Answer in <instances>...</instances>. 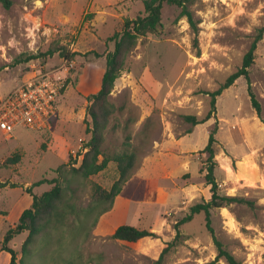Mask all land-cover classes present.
<instances>
[{
	"label": "rangeland",
	"instance_id": "obj_1",
	"mask_svg": "<svg viewBox=\"0 0 264 264\" xmlns=\"http://www.w3.org/2000/svg\"><path fill=\"white\" fill-rule=\"evenodd\" d=\"M144 8V0H13L10 8L0 2V95L39 69H57L66 77L51 126L18 127L12 137L0 131V179L18 184L0 189V252L19 211L32 205L26 188L58 176L53 170L66 163L80 165L82 141L91 137L84 122H91V94L81 96L83 70L92 62L106 68L107 55L115 50L113 36ZM190 9L194 27L180 15L181 8L165 4L161 32L139 36L121 59L109 97L117 111L105 131L104 147L122 151L130 135L139 147L140 165L113 207L89 228L81 244L88 264L155 262L163 242L176 237L177 223L193 205L212 196L206 179L211 161L203 149L213 130L219 192L237 198L212 210L215 234L243 264H264V122L251 107L248 79L239 77L236 86L217 96L208 121L194 125L186 118L204 117L211 109L208 91L217 90L242 66L264 25V0H196ZM50 49L56 51L48 53ZM32 55L37 57L27 61ZM249 75L264 113V35ZM15 156L17 162L9 160ZM118 177L111 161L79 188L72 202L77 209L86 208L94 183L109 189ZM48 187L44 183L35 191ZM122 224L157 235L138 242L112 238ZM179 228L180 243L166 255L165 264H228L224 258L215 261L217 246L205 213ZM27 235L17 234L8 243L18 258ZM9 255L4 250L0 264H10Z\"/></svg>",
	"mask_w": 264,
	"mask_h": 264
},
{
	"label": "trees",
	"instance_id": "obj_2",
	"mask_svg": "<svg viewBox=\"0 0 264 264\" xmlns=\"http://www.w3.org/2000/svg\"><path fill=\"white\" fill-rule=\"evenodd\" d=\"M196 0H144V12L136 17L129 18L125 22L123 32H117L113 36L116 39L115 50L107 55V65L102 76L101 87L98 92L88 96L91 101L88 107V115L91 122L85 119L86 133H91L87 141H82L85 149L79 166L66 163L53 171L58 176L53 178L43 177L34 182L26 191L33 196L31 207L26 208L15 226L10 227L4 237L3 250L10 252V264H88L83 259L81 244L88 235L90 227H94L99 217L109 211L120 195L124 185L130 180L140 165L139 147L132 144V138L127 135L126 148L122 151L111 152L104 147L105 131L108 128L116 106L110 101V94L115 80L120 76L121 59L127 51H130L137 43L141 35L149 33L158 34L163 27V7L165 4L181 8L180 15L186 16L194 27L196 26L193 13L190 9ZM6 8L13 5V0H0ZM264 35V25L257 30L252 45L244 56L242 66L232 73L224 83L215 91H208L211 95V109L202 118L196 115H187L186 118L197 125L208 121L216 111V99L225 88L236 86L241 76L248 79V94L251 107L264 122L263 106L257 97L250 82L249 68L255 59V51L258 42ZM58 50V49H57ZM56 50L50 49L48 53ZM46 54V53H45ZM74 53L72 54V56ZM32 55L26 60L35 59ZM215 131L210 134L209 141L203 152L209 154L211 164L207 167L206 179L211 184L212 196L206 202H201L191 207V212L177 223V235L173 240L164 241L160 254L153 264H165L166 255L180 243L181 231L179 226L190 221L195 214L205 213L206 227L213 235L217 246L216 260L224 258L228 264H243L232 254L224 243L216 236L212 225V210L227 206L236 197L222 195L219 192V184L215 177L216 162L213 161L216 149ZM81 154V153H79ZM72 155H70V158ZM9 160L17 162L19 156ZM111 161L116 162L119 172L118 179L107 189L99 183H94L92 201L84 209H77L72 202L79 188L86 184L87 180L105 170ZM49 184V188L42 193H35L33 188L42 184ZM17 187V183H11L0 179V189L4 187ZM74 216V219H71ZM27 232L26 239L22 242V256L18 258L17 251L8 243L17 235ZM154 231L141 229L130 224L118 226L112 234V238L138 242L150 236H156Z\"/></svg>",
	"mask_w": 264,
	"mask_h": 264
},
{
	"label": "built area",
	"instance_id": "obj_3",
	"mask_svg": "<svg viewBox=\"0 0 264 264\" xmlns=\"http://www.w3.org/2000/svg\"><path fill=\"white\" fill-rule=\"evenodd\" d=\"M66 77L57 69H39L13 90L0 95V131L9 137L18 127L48 128L57 115Z\"/></svg>",
	"mask_w": 264,
	"mask_h": 264
},
{
	"label": "crops",
	"instance_id": "obj_4",
	"mask_svg": "<svg viewBox=\"0 0 264 264\" xmlns=\"http://www.w3.org/2000/svg\"><path fill=\"white\" fill-rule=\"evenodd\" d=\"M104 71H105V68H101L100 66H97V64H95L94 62L88 64L84 68L83 73H82L81 78H80V88L82 89L81 96L84 97L85 94H93L100 89L101 83H102V76H103ZM84 117H85V115H84ZM80 140H81V138H80ZM33 190L35 193H38L37 191H35V187L33 188ZM24 210L25 209L19 211V214L17 216L18 218H20V216ZM0 216H1V214H0ZM3 252H4V250L2 249V252H0V254H2ZM9 258L11 260V254L9 255L8 259Z\"/></svg>",
	"mask_w": 264,
	"mask_h": 264
},
{
	"label": "bare ground",
	"instance_id": "obj_5",
	"mask_svg": "<svg viewBox=\"0 0 264 264\" xmlns=\"http://www.w3.org/2000/svg\"><path fill=\"white\" fill-rule=\"evenodd\" d=\"M231 166V165H230Z\"/></svg>",
	"mask_w": 264,
	"mask_h": 264
}]
</instances>
